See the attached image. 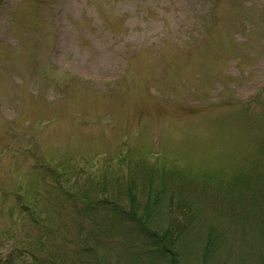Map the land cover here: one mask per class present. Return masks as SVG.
<instances>
[{
    "label": "rangeland",
    "instance_id": "rangeland-1",
    "mask_svg": "<svg viewBox=\"0 0 264 264\" xmlns=\"http://www.w3.org/2000/svg\"><path fill=\"white\" fill-rule=\"evenodd\" d=\"M48 1L7 0L0 8V264H31L29 246H45L36 252L42 257L53 243L43 234L51 226L86 228L94 245L106 230L103 240H117L104 252H119L110 257L116 264L162 257L126 221L112 229L116 213L91 210L79 186L73 194L89 204H74L66 192L56 206L58 185L33 171L46 159L89 162L82 170L93 181L83 190L101 185L100 202L130 188L161 196L176 257L194 264L208 237L215 239L212 206L224 209L234 194L225 181L256 160L260 176L249 184L248 202L264 191V0ZM198 171L222 181H185ZM184 184L189 202L206 209L181 234L189 254L180 250L183 219L175 212ZM56 209L62 214L52 215ZM225 228L214 232L224 236L218 248L237 251L240 237ZM63 243L54 240L57 253L66 252Z\"/></svg>",
    "mask_w": 264,
    "mask_h": 264
},
{
    "label": "trees",
    "instance_id": "trees-1",
    "mask_svg": "<svg viewBox=\"0 0 264 264\" xmlns=\"http://www.w3.org/2000/svg\"><path fill=\"white\" fill-rule=\"evenodd\" d=\"M6 1L7 0H0V8L6 3ZM46 1L48 0H42L41 4L45 3ZM48 3L49 5H51L49 1ZM16 13H14L15 16ZM39 77L40 73L36 75V79L39 80ZM262 149H264V147ZM63 161L64 160H61V162L59 163H51L50 160L46 159L42 163H39V169L33 168L34 173L37 170H42L44 172L46 179L42 178V176L40 175H37V177L39 176L38 180H54L55 185H58L57 191H59L60 193L56 206L62 200L60 198V195H66V192H69L71 195H73L72 197L74 198V204H77L81 201L85 202L83 200L84 196L81 195V197L78 193L73 194V189H77L79 186L82 193L87 198L92 200L90 203L91 210L102 209L104 211H107L105 209H108L113 210L114 213H116L115 217L111 220L113 221L112 229H117L118 232L121 231V229L123 228L122 223L126 221L128 225L134 227V233L135 235L137 233L138 238H142V240L146 238L148 242L154 247L153 251L158 250V253H161L162 257L155 258L156 260L144 259L142 261L133 262L134 264L183 263L182 257H176L175 249L172 246H175L174 234L172 233L173 229H170L168 227L165 228V226L163 225V205L159 203L161 201V196H159L158 198L154 197L151 194L150 189V192H147V197H139L135 195L133 193V189L130 188L126 192V194H121L117 199L105 197V199L100 202L98 198H101L105 194V190L101 189V185H94L92 187L93 193L89 192V190H83L85 185L93 181V178L86 177L84 170H82L83 167L89 162L84 161L82 165H72L69 163V161ZM121 161H123V159H120V161L118 162ZM255 163H257L256 160L248 162L245 166V173H238L231 180H228V182L225 181L227 187L229 186L230 189L232 188L234 194L226 199L224 209L216 207L217 205L212 206L214 207V210L216 212V218L215 222L211 225L212 230L210 231L213 233L215 239H213L212 234L208 237L207 241L204 242L206 245V249H204V252L202 254H198V257L202 255L200 259H197V257L195 258L194 256V264H242L249 259H255L256 261H259L260 259V264H264V256L260 255V253L263 254L264 248V191L261 194L257 195L258 198H254L250 202H248L247 198V196L250 195V191H253L252 187L249 184H253V181H257L260 176L258 166H253ZM262 165H264V162ZM133 173L135 175V169L133 170ZM80 174L81 177L83 175L82 178L78 177ZM193 178L194 177L190 178V181H185L190 185H193L197 183L198 179L207 183L209 181L219 180L220 178H222V176L218 175V177H216L198 171V174L195 175L194 179ZM259 180L264 181V167L261 178ZM220 181H222V179H220ZM70 184L73 186V188L69 187ZM127 185L130 186L131 184ZM187 188L190 187L186 184L182 186V189L179 192V210H175V212L179 211V215H181L183 219L182 222L179 221V227L182 230L178 232V236H181V239L179 238V247L181 251L182 246L183 251H185L187 246L188 248H192L190 242L188 241V237L182 238L181 234H183L184 236L185 232L189 229L190 224L194 221H197L196 223H199L200 216L203 214V212L201 213V211L206 210L202 207V204H197L191 201L189 202V200L184 196V192ZM245 189L247 190V192H245ZM100 192L103 193L98 195ZM125 195L129 197V203H127L128 205H125V201L123 200ZM69 197L70 196L66 195V198ZM173 197L174 195L171 194L169 200L170 203H172ZM246 203L247 205H245ZM242 205H245V207H241ZM87 210L88 209L81 210V213L82 211ZM170 211L172 210H167V213L169 214ZM62 212L63 210L56 209L54 210V213L52 215L56 214V216H59L60 214H62ZM198 214L199 217H197ZM232 215L237 218L238 222L236 224H234L233 222L234 217H232ZM41 223L45 224L46 227V222L43 221ZM97 223L101 226V228H103L101 222ZM226 226L230 229L232 235L240 237L241 244L237 251H235L232 247L228 248L227 252L225 250L222 251V249L218 248L219 241L222 240L224 236L221 235V238H219L214 234V232L217 231L220 234V231H222L221 234H224V232L227 230L225 228ZM204 227L208 228L209 224L206 223ZM68 230V227L63 229L55 228L52 226L49 227V229L43 234L46 237L50 236L53 243L50 244L48 250H46L44 252V255L40 258L36 257V252L41 249H45V246H29V248H27L28 245L23 244L22 247L24 251L27 248L31 252H33V260L31 259V264H116L113 260H110V257L111 255L119 252L115 251V253L109 256L106 253L109 254L108 246L112 247L113 245H115L117 239H110L111 236H109V238L107 237L105 240H103L102 236L105 233L108 234L106 230L99 229V236L98 238L95 237V245L88 243L90 241H87L84 237V231L87 230L86 228L74 227L73 231L71 230L70 232ZM124 233H127V231H125ZM123 237L124 236H121L120 238L123 239ZM150 237L156 240L157 246L153 244V242L150 240ZM134 238L135 236L131 238H125L123 239V241L132 243ZM55 239L64 242L63 244L64 248L66 247V252L57 253L58 251H56L53 247ZM103 246H107L105 250L106 253L104 252ZM33 248L37 249L33 251ZM188 248L186 249L187 254H189V251H187ZM111 249L114 250V248ZM168 249L171 251L169 252V254L172 253L169 257L167 256V254H164L167 253ZM127 253L128 256L132 254L131 251ZM141 256L142 254H134V257L137 258H140ZM118 257L120 260L123 259V257L121 256Z\"/></svg>",
    "mask_w": 264,
    "mask_h": 264
}]
</instances>
